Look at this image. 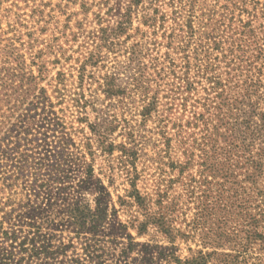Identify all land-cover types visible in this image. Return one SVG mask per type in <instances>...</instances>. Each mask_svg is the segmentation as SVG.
I'll list each match as a JSON object with an SVG mask.
<instances>
[{
  "label": "trees",
  "instance_id": "obj_1",
  "mask_svg": "<svg viewBox=\"0 0 264 264\" xmlns=\"http://www.w3.org/2000/svg\"><path fill=\"white\" fill-rule=\"evenodd\" d=\"M109 2L80 0L82 16L70 34L75 39L80 33L90 42L82 59L76 57V64L69 66L75 77L71 91L63 69L46 82L48 66L61 63L57 54L47 58L51 52L39 48L34 36L36 31L46 33V3L0 0V264H108L95 234L109 210L126 212V224L119 228L141 234L155 227L170 242L197 230L201 220L231 216L249 201L264 218V49L258 48V63L246 70L245 93L228 97L221 73L200 56L205 42L195 24L197 0H127L115 8ZM62 6L57 4L61 12ZM93 9V27L86 31ZM63 13L65 23L53 40L63 35L68 40L69 21L79 14ZM26 16L35 26L21 22V17L28 21ZM134 17H139L135 27ZM160 46L166 48L163 54L158 53ZM109 53L125 58L115 56L110 66L101 65ZM68 58L65 63H71ZM96 67L106 69L94 80L87 71ZM87 78L96 82L95 93L102 94L104 107H95L86 97ZM36 89L59 97L56 102L39 101H47L43 108H48L36 120L47 125L32 131L25 119L36 114H28L30 106L19 98ZM89 109L94 113L90 120ZM120 128L124 139L115 142L111 136ZM146 148L151 155L143 164ZM71 152L90 158L74 186L64 184L72 181ZM96 156L103 157L99 173L106 184L95 176ZM139 163L144 166L138 168ZM147 167L153 168L150 183ZM118 171L127 188L117 195L116 208L108 187ZM53 183L59 184L56 202ZM44 200L58 203L67 240L60 232L42 231L34 220L45 211ZM127 237L125 256L135 245ZM202 262L198 255L196 263ZM151 263L150 257L140 260Z\"/></svg>",
  "mask_w": 264,
  "mask_h": 264
},
{
  "label": "rangeland",
  "instance_id": "obj_2",
  "mask_svg": "<svg viewBox=\"0 0 264 264\" xmlns=\"http://www.w3.org/2000/svg\"><path fill=\"white\" fill-rule=\"evenodd\" d=\"M40 1L46 3L43 14L46 20V33L42 34L36 31L34 36L39 39V48L45 46L44 51L51 52L46 53L47 58L53 60L55 59L54 55L57 54L63 65L61 66V63H57L54 67L49 65L46 82L48 80L51 81L50 79L54 76L56 70L63 69L68 79L66 87L73 91L71 82L72 78L75 77H71V72L68 70L70 69L69 66L70 64H76V57L82 59L83 55L87 52L86 46L90 42V40L85 39L84 35L80 33L75 39L70 34V32L76 30L74 27L75 21L82 16L80 13V0H36L39 3ZM86 1L91 2V0ZM126 1L110 0L109 6L115 8L118 3L124 5ZM59 3L63 5V12H79V14L72 16L69 21L70 27L66 29L68 40H66L65 35L59 36L57 40L52 39L54 33L60 30L65 23V14L59 11L57 7ZM160 5L163 6V3H160ZM29 10L27 8L25 12H29ZM94 10L88 14L85 24L86 31L93 27V24L89 20L92 19V12ZM195 10V24L199 28V33L203 34L201 38L205 42L204 50L200 56L207 58L213 64L215 72L221 73V81L225 84V91L228 97L244 94L246 90V84H244L246 70L258 63L256 59L258 48L262 47L264 49V0H197ZM11 18L13 19L14 17ZM25 18L28 21L22 19V17L20 18L24 25L35 26L31 17L26 16ZM138 18L134 17L133 19L134 27L139 23ZM115 20L116 17L111 18L109 24L113 25ZM2 27L4 29L7 28L6 23L3 22ZM143 29L146 28L143 27ZM24 30L22 28V31ZM150 32H148L149 36L147 38L151 37ZM57 35L58 33H55V36ZM158 39H161V37L159 36ZM165 50V47L160 46L158 53L163 54ZM106 56L101 65H106L107 67L113 63L115 56H117L118 60L125 58L123 54L116 55V53H109ZM172 57L174 58V56ZM67 58L71 63L64 62ZM105 69L96 67L87 71V73H93L92 75L95 76L94 80H97ZM251 70L255 71L253 68ZM42 86H45V83ZM95 87L96 82L92 78H87L83 91L95 107H104L106 102H103L102 94L95 93ZM68 95L69 93L66 92V99ZM57 96L59 97V94L51 90L42 92L36 89L35 91L22 92L19 100H24V106H30L31 110L28 111V114H36L35 118L25 119V124L31 126L32 131L39 125H41L39 128H43L42 125H47L44 121L37 123L36 120L38 116H44L42 111H46L48 108H43L47 105V101L40 103L42 98H48L52 102H56ZM54 109L56 110L58 107ZM88 114L89 120L93 119L94 113L90 109ZM124 114L123 116L130 117L129 112H125ZM117 116L120 119L121 116L118 113ZM121 130L122 128L116 130L111 139L115 142L123 140L124 138L120 133ZM146 135L149 136V133ZM73 137L76 142H82V136L75 135ZM144 151L147 154L140 157V162L148 164L147 158L151 155V151L148 148L144 149ZM102 158V156H96L93 167L95 176L101 177L103 183L106 184V178L99 173L101 166L104 164ZM70 159L73 160L71 164L72 170L70 171V180L72 181H67L64 184L74 186L80 177H82L85 164L90 161V158L88 155L84 156L82 153L76 152L71 154ZM141 166L144 165L139 163L138 168ZM152 169L147 167L146 171H144V173L146 172V182L150 183L152 181ZM238 177L242 178L243 174ZM123 179L124 175L118 171L115 174L113 186L108 187L110 198L115 203L116 208H119L116 202L117 195L124 193V188H127V183H124ZM93 180L94 177L91 178V182ZM146 185L145 190L149 191L150 187L147 183ZM58 186L59 184L57 183L52 184V195L57 193ZM44 196L45 194L43 193L42 197ZM89 197H91L90 194ZM56 198L57 196L53 197L52 200L56 202ZM44 202L46 203V200ZM57 204L49 205V203H46L45 211L41 217H36L34 220L42 224V231L53 230L56 233L60 232L64 234L63 240H67L66 234L69 232L67 229L63 230V226L60 223L63 215L58 211ZM111 212L112 210H109L110 214L105 224L95 234L97 239L95 243L105 251L104 257L107 258L108 264H140V260L145 256L146 258L150 257L152 260L151 264H197L196 258L198 255L202 256L203 260L200 264H264V218L257 215V208L254 207L251 201L247 205L237 208L231 216L201 220L197 230L189 232L187 237L177 238L173 242H170L155 227H149L141 234L131 227L123 230L119 228V225L126 224L128 218L126 212L122 210H118L116 214H111ZM29 217L26 216L25 220L29 221ZM27 229L28 226L25 225L24 230ZM111 229H114V233H111ZM121 231L122 235L119 234ZM127 234L133 237L132 241L135 245L134 249L127 252V256H125L122 254V250L129 242Z\"/></svg>",
  "mask_w": 264,
  "mask_h": 264
}]
</instances>
